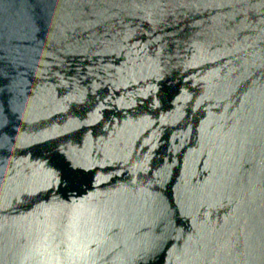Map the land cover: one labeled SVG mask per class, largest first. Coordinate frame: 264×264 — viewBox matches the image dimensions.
<instances>
[{
	"label": "water",
	"instance_id": "1",
	"mask_svg": "<svg viewBox=\"0 0 264 264\" xmlns=\"http://www.w3.org/2000/svg\"><path fill=\"white\" fill-rule=\"evenodd\" d=\"M0 264H264V0H0Z\"/></svg>",
	"mask_w": 264,
	"mask_h": 264
}]
</instances>
